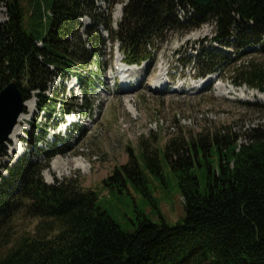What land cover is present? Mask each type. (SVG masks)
I'll return each instance as SVG.
<instances>
[{
  "label": "trees",
  "instance_id": "obj_1",
  "mask_svg": "<svg viewBox=\"0 0 264 264\" xmlns=\"http://www.w3.org/2000/svg\"><path fill=\"white\" fill-rule=\"evenodd\" d=\"M0 5L6 16L0 22V90L16 80L23 100L35 98L47 121L56 109L63 115L72 110L61 108L63 92L48 95L47 85L70 75L83 85L79 70L96 63L106 40L97 25L121 45L129 63L138 65L148 59L149 47L155 49L153 41L209 22L210 47L187 64L205 77L231 62V82L264 96V0H210L207 6L193 0H127L115 30L93 13V0H0ZM83 16L93 22L84 40ZM215 45L233 49L234 57L225 58ZM255 46L260 59L241 61L246 48ZM89 82L85 78L84 85ZM153 143L155 136L151 146L140 141L139 154L129 155L101 183L111 197L128 185L157 210L148 180L158 177L165 185L164 159L182 204L176 222L168 223L157 211L155 223L137 215L127 231L99 206L98 194L81 189L76 180L44 183L40 173L61 153L52 148L43 152V163L21 156L4 166L7 176L0 174V264H264V124L249 128L242 142L235 134L211 132L169 139L162 149ZM18 213L40 220L34 232L14 236Z\"/></svg>",
  "mask_w": 264,
  "mask_h": 264
},
{
  "label": "rangeland",
  "instance_id": "obj_2",
  "mask_svg": "<svg viewBox=\"0 0 264 264\" xmlns=\"http://www.w3.org/2000/svg\"><path fill=\"white\" fill-rule=\"evenodd\" d=\"M126 1L116 0L111 4L110 0H93V13H99L115 30L121 12L116 19L114 14ZM178 14L181 13L178 11ZM5 19V8L0 5V22ZM79 22V33L84 40V30L93 22L86 16L80 17ZM24 23L27 30L29 19L24 18ZM96 28L106 40L98 50L96 63L79 70L83 85L71 75L63 80L54 78L47 85L46 93L63 92L61 108L71 105L72 110L64 116L60 109H56L55 117L47 121L45 114L36 109L35 98L30 99V108H24L19 118L21 120L16 124L18 136L3 144L0 174L7 176L4 166L13 165L21 156L43 163V152L60 149L61 153L51 157L40 173L44 183L47 175L52 181L46 184L76 180L81 189L95 191L99 206L127 231L133 230L132 222H136L137 215L155 223L159 212L165 221L174 223L182 217L183 210L175 178L164 159L162 171L165 185L158 177L150 176L148 180V195L155 201L157 210L151 201L141 197L128 185L121 194L116 192L113 197L109 196L101 181L111 174L114 167L125 164L129 155L139 154L140 141L151 146L152 136H155L153 145L160 149L169 139L181 135L195 138L197 134L211 132L235 134L242 142L249 128L264 124V109L261 107L264 97L255 90L238 87L231 82L228 73L231 62L226 61L219 71L205 77H198L195 66L187 64L200 50L210 47L213 29L209 22L187 32L178 30L153 41L155 49L149 47L148 59L138 65L127 61L128 56L121 45L116 41L111 42L100 25ZM47 29L48 18L41 26V38ZM261 40L264 46V31ZM214 47L222 50L225 58L234 57L233 49ZM246 51L248 54L241 61L260 59L258 46L247 47ZM117 58L131 68L145 65L143 73L139 70L135 71L137 78L133 75L135 79H141L139 84L123 85L117 78L113 79V67L118 66L115 65ZM159 74H166L163 91H155L152 87V77ZM208 77L212 81L199 89L200 81ZM85 78L91 80L86 86ZM127 107L130 108L128 111ZM70 120L73 123L69 125ZM31 123L37 124L38 129L33 130ZM27 133H32V136ZM40 136L42 141L34 142ZM74 158L84 162V172L72 169L68 175L59 176L57 171L51 170L58 159L66 163ZM39 221L18 213L12 228L14 236L34 232Z\"/></svg>",
  "mask_w": 264,
  "mask_h": 264
},
{
  "label": "bare ground",
  "instance_id": "obj_3",
  "mask_svg": "<svg viewBox=\"0 0 264 264\" xmlns=\"http://www.w3.org/2000/svg\"><path fill=\"white\" fill-rule=\"evenodd\" d=\"M121 7V6H120ZM120 7L117 8L115 14H114V19L116 18H119L120 16V12H121V9ZM115 65H117L119 63V61H122L120 60L119 58H117L115 60ZM120 68H123L122 66H120ZM133 68H136V69H133ZM133 68L129 67L127 69H123L121 75L123 76V85H134L136 82H138V84L141 82L140 80L141 79H135V76L133 75H136L135 74V71H141V73L144 72V69L145 68V65H141V66H134ZM119 74V73H118ZM116 75L114 74V72L112 73V77L113 79L117 78L115 77ZM155 77V76H154ZM152 77V87L155 89V91H158V90H162L163 91V88L162 87H165V77H166V74L165 75H158L157 77ZM127 78H128V81H127ZM136 78H137V75H136ZM139 80V81H138ZM212 81V79H210V77H208L206 80H201L200 81V84H199V89H202L204 88L206 85H208L210 82ZM128 83V84H127ZM256 91V90H255ZM258 92V91H257ZM262 95V94H261ZM263 96V95H262ZM264 97V96H263ZM31 102L29 101H26L25 102V107L26 108H30V105ZM128 105V104H127ZM130 106V105H128ZM130 108L127 107V111L129 110ZM21 116V115H20ZM19 116V118H20ZM21 119H18V121H20ZM73 123V122H70L69 125ZM17 127L18 126H15L12 133L10 134L9 136V139L11 140H14L18 134H17ZM67 127V126H66ZM8 139V140H9ZM19 151V150H18ZM85 164L82 160L78 159V158H74V159H71L69 161H67L65 163V161H62L60 159H58L56 162L53 163V165L51 166V170L52 171H57L59 176L60 175H68L69 171L72 170V169H78V170H81V171H85ZM46 174V173H45ZM46 183H51V178L47 175L46 176V179H45Z\"/></svg>",
  "mask_w": 264,
  "mask_h": 264
},
{
  "label": "water",
  "instance_id": "obj_4",
  "mask_svg": "<svg viewBox=\"0 0 264 264\" xmlns=\"http://www.w3.org/2000/svg\"><path fill=\"white\" fill-rule=\"evenodd\" d=\"M197 6H207L210 0H193ZM16 80H11L0 90V145L4 144L25 108Z\"/></svg>",
  "mask_w": 264,
  "mask_h": 264
}]
</instances>
